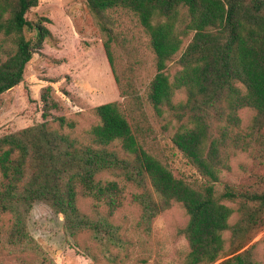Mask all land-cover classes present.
Segmentation results:
<instances>
[{
  "label": "trees",
  "instance_id": "16d2710c",
  "mask_svg": "<svg viewBox=\"0 0 264 264\" xmlns=\"http://www.w3.org/2000/svg\"><path fill=\"white\" fill-rule=\"evenodd\" d=\"M39 3L0 0V95L23 82L27 65L52 37L47 18L28 20ZM87 3L107 36L105 53L121 95L136 106L143 100L135 84L127 81L125 89L117 73L114 15H132L149 36L157 73L148 88V101L159 116L166 108L181 123L174 144L206 182L195 187L177 179L146 152L117 102L94 109L99 123L86 133L90 141L86 145L45 121L0 138V211L14 220L6 236L0 232V245L30 244L26 217L38 201L64 216L65 228L75 240L91 234L101 244H121L113 224L84 215L78 200L90 198L112 216L124 200V181L141 189L133 195L143 209L141 226L149 228L174 203L186 210L189 220L180 232L188 251L182 264L221 260L220 264H264L254 257L256 245L245 249L264 230V177L240 186L223 181L240 155H250L264 166V0ZM178 56L179 69L171 78L169 64ZM180 91L185 99L176 103ZM43 99L46 119L50 108L48 98ZM246 109L255 116L243 127L239 112ZM57 121L61 127L75 128L64 117ZM235 214L238 219L233 223Z\"/></svg>",
  "mask_w": 264,
  "mask_h": 264
},
{
  "label": "rangeland",
  "instance_id": "374dc122",
  "mask_svg": "<svg viewBox=\"0 0 264 264\" xmlns=\"http://www.w3.org/2000/svg\"><path fill=\"white\" fill-rule=\"evenodd\" d=\"M87 2L40 0L38 7L28 13L30 21L47 18L50 22L45 25L52 37L27 65L23 82L0 95V138L48 121L51 129L86 145L90 142L86 133L99 123L94 109L117 102L146 152L172 171L177 179L195 187L202 186L206 181L174 144V135L181 123L166 108L164 115L159 116L148 101V88L157 73L149 36L132 15H114L117 21L113 28L117 39L112 42V49L117 73L125 89L128 88L127 81L135 84L143 100L141 106H136L121 95L105 53L107 36ZM178 59L179 56L169 64L167 73L171 78L179 69ZM43 96L48 98L50 108L46 119ZM183 99L184 92H177L175 102ZM239 116L242 126L247 127L255 112L246 109L240 111ZM59 117L75 123V128L61 127L57 121ZM114 149L119 150L120 147ZM231 165L232 169L223 175V181L229 184L249 185L256 181L257 176L264 177V166L250 155L234 158ZM122 186L124 200L112 216L107 207L97 205L90 198L80 197L78 200L84 215L96 221L107 219L113 224L121 244H101L91 234L75 240L65 228L64 216L38 201L26 217L30 244H1L0 264H39L42 261L51 264H182L188 251L187 240L180 232L189 220L186 210L174 203L160 213L149 228L141 226L143 209L133 199L134 194L142 193L141 189L124 181ZM229 205L237 208L236 204ZM237 219L235 214L232 222ZM13 221L12 215L0 211V232L6 236ZM263 238L264 230L245 247L256 245L254 257L260 262L264 261Z\"/></svg>",
  "mask_w": 264,
  "mask_h": 264
}]
</instances>
